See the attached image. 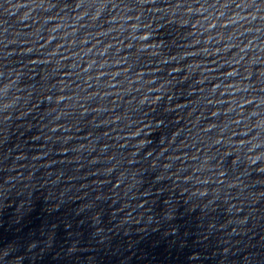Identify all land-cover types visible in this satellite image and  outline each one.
<instances>
[{
  "label": "water",
  "instance_id": "obj_1",
  "mask_svg": "<svg viewBox=\"0 0 264 264\" xmlns=\"http://www.w3.org/2000/svg\"><path fill=\"white\" fill-rule=\"evenodd\" d=\"M262 169L264 0H0V264H264Z\"/></svg>",
  "mask_w": 264,
  "mask_h": 264
},
{
  "label": "snow or ice",
  "instance_id": "obj_2",
  "mask_svg": "<svg viewBox=\"0 0 264 264\" xmlns=\"http://www.w3.org/2000/svg\"><path fill=\"white\" fill-rule=\"evenodd\" d=\"M84 2H85V0H81L82 5H83ZM152 2L154 3L155 0H152ZM253 4H255V0H253ZM238 6H239V5H238ZM262 171H264V169H262Z\"/></svg>",
  "mask_w": 264,
  "mask_h": 264
}]
</instances>
